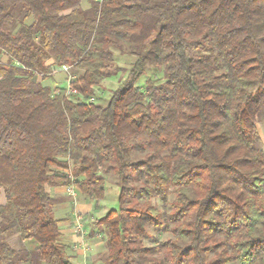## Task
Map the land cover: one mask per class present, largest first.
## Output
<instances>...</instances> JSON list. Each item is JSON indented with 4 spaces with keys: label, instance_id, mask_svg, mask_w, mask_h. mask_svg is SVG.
I'll return each instance as SVG.
<instances>
[{
    "label": "trees",
    "instance_id": "1",
    "mask_svg": "<svg viewBox=\"0 0 264 264\" xmlns=\"http://www.w3.org/2000/svg\"><path fill=\"white\" fill-rule=\"evenodd\" d=\"M127 43L135 63L95 105ZM0 50V264L16 262L14 235L72 264L49 189L99 201L112 172L118 205L94 225L106 264H264V0H0ZM64 65L79 95L35 80ZM149 65L163 77L143 92Z\"/></svg>",
    "mask_w": 264,
    "mask_h": 264
},
{
    "label": "rangeland",
    "instance_id": "2",
    "mask_svg": "<svg viewBox=\"0 0 264 264\" xmlns=\"http://www.w3.org/2000/svg\"><path fill=\"white\" fill-rule=\"evenodd\" d=\"M89 6L88 3H84V7L87 8ZM18 13V12H17ZM134 49L133 45H129L128 43L124 47L123 51L119 49H113L115 53V66L111 67L107 71V77L103 80L100 87L96 88L93 103L99 105H107L108 101L112 95V92L119 86V84L127 77L133 63H135L136 57L131 55L130 51ZM74 79L81 76V72H72ZM163 71L162 69L157 70L149 65L148 70L145 76L139 82V88L141 91H146L147 82L149 80H153L155 82L160 81L162 79ZM42 78V77H41ZM43 85L51 88L59 87L68 89V80L67 74L63 71L57 70V73L53 75L52 78H48L43 80ZM74 100H78L73 98ZM258 130L261 135V141L257 144L259 149H264V111L260 112L258 117ZM136 157H140L139 154L135 155ZM106 178L105 187L106 193L105 197L99 201L90 199L88 196L81 194L78 190L77 197L74 199L69 197L65 192L62 195L63 201L68 205L72 210L75 209V206H79L80 204L84 206L83 214L78 211L77 215L81 217V222L83 224L84 230L85 227L90 230L96 221L105 215L107 211L112 208H116L118 205V196H119V187H118V177L117 174L112 172L109 174H104ZM174 196L170 195L167 200L156 199L154 203L163 211L164 214H167L172 210V204L174 202ZM74 202V204H73ZM54 205H56L57 201L53 199ZM87 206V208H86ZM86 208V212L84 209ZM85 212V213H84ZM58 216V215H57ZM95 231L92 234L97 233L99 230L94 228ZM148 237L145 238L146 246H157L160 242H164L168 240V238L172 237V225H165L160 228L149 227L148 229ZM104 240V237L101 238ZM30 246L32 247L31 254L32 260L40 261L37 251V244L34 243L33 240L30 242ZM163 255V252L161 253ZM19 257L16 258L18 260ZM26 264V263H25Z\"/></svg>",
    "mask_w": 264,
    "mask_h": 264
},
{
    "label": "crops",
    "instance_id": "3",
    "mask_svg": "<svg viewBox=\"0 0 264 264\" xmlns=\"http://www.w3.org/2000/svg\"><path fill=\"white\" fill-rule=\"evenodd\" d=\"M16 16L18 19H21L19 12H16ZM27 22L31 23L33 22V19H29ZM11 62L10 56L3 50H0V64L7 65ZM35 80L37 82H43L40 75H37ZM49 192L51 193L52 198L57 201L56 205H54V211L56 218L60 220V242L67 246L66 252L71 263L106 264L107 246L105 241L101 239L104 237V234H102L101 231L92 234L95 231V229H93L94 226L90 228V230H87L88 228L85 227L83 232H79L74 228L76 226L75 216L78 211L83 214L84 206L80 204L79 206H75L74 210L69 208L63 201V195L65 194L64 188H52L49 189ZM6 202L5 191L0 190V206H4ZM86 208L84 209L85 212ZM9 242V244H11L18 251L19 258L16 260L15 264H46L42 261L32 260V252L30 250L32 249L30 246L31 240L21 243L18 236L14 235L9 238Z\"/></svg>",
    "mask_w": 264,
    "mask_h": 264
},
{
    "label": "built area",
    "instance_id": "4",
    "mask_svg": "<svg viewBox=\"0 0 264 264\" xmlns=\"http://www.w3.org/2000/svg\"><path fill=\"white\" fill-rule=\"evenodd\" d=\"M94 1H102V0H94ZM60 71H63L64 73L67 74V80H68V89H67V93L70 95V96H76V95H79V92L74 89L71 85V83L74 81V77L73 75L71 74V67L68 66V65H64L62 66L60 69H58ZM95 100V98H91L90 101L93 102ZM64 191L65 193L72 197V198H76L77 197V192H76V189L72 186H69V187H66L64 188ZM75 219H76V226L74 227L77 231L79 232H83L84 230V227H83V224H82V220H81V217L78 216L76 214L75 216Z\"/></svg>",
    "mask_w": 264,
    "mask_h": 264
}]
</instances>
